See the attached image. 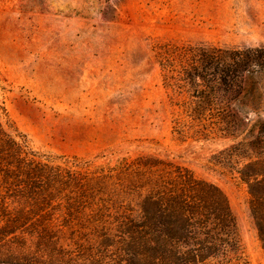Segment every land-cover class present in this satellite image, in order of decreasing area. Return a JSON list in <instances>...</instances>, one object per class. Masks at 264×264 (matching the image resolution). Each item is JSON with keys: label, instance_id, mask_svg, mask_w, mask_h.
Returning a JSON list of instances; mask_svg holds the SVG:
<instances>
[{"label": "rangeland", "instance_id": "1", "mask_svg": "<svg viewBox=\"0 0 264 264\" xmlns=\"http://www.w3.org/2000/svg\"><path fill=\"white\" fill-rule=\"evenodd\" d=\"M199 44L264 46V0H0L5 126L42 153L99 162L146 154L191 169L223 190L249 264H264L248 184L215 160L264 140V72L249 77L253 104H238L250 121L234 131L197 124L165 87L161 52Z\"/></svg>", "mask_w": 264, "mask_h": 264}, {"label": "trees", "instance_id": "2", "mask_svg": "<svg viewBox=\"0 0 264 264\" xmlns=\"http://www.w3.org/2000/svg\"><path fill=\"white\" fill-rule=\"evenodd\" d=\"M161 66L165 87L192 121L234 131L250 121L238 104L255 101L248 83L264 72V46L165 47ZM4 119L0 99L1 264H249L215 183L154 155L99 162L42 153ZM215 156L248 184L264 246V140Z\"/></svg>", "mask_w": 264, "mask_h": 264}]
</instances>
